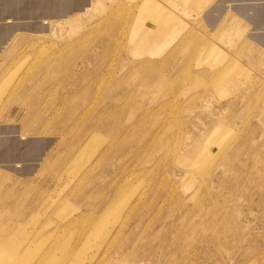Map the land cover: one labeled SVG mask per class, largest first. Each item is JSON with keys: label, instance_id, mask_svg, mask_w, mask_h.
<instances>
[{"label": "rangeland", "instance_id": "1", "mask_svg": "<svg viewBox=\"0 0 264 264\" xmlns=\"http://www.w3.org/2000/svg\"><path fill=\"white\" fill-rule=\"evenodd\" d=\"M63 3L0 52V264H264V46L208 68L219 37Z\"/></svg>", "mask_w": 264, "mask_h": 264}, {"label": "crops", "instance_id": "2", "mask_svg": "<svg viewBox=\"0 0 264 264\" xmlns=\"http://www.w3.org/2000/svg\"><path fill=\"white\" fill-rule=\"evenodd\" d=\"M60 2L69 8L63 12L66 16L57 19L82 13L80 11L85 6L90 4L92 7L97 0H0V45L14 27L16 30L12 35L21 30V21L53 20L51 14L46 15L45 8H55ZM135 5L141 8L140 18L137 19L141 33L147 31L149 37L163 38L164 41L173 35L184 38L189 34L194 35L195 29L210 39L215 36L217 41L219 37V42H227V45L213 43L214 46L208 48L203 59L208 68L214 67L222 57L231 59L246 49V44L242 43L246 32L253 44L264 46V0H135ZM23 11H29V15L22 16ZM201 40L204 42L203 37L199 39L200 43ZM6 42L0 47V52L4 50ZM237 65L243 66V62Z\"/></svg>", "mask_w": 264, "mask_h": 264}, {"label": "water", "instance_id": "3", "mask_svg": "<svg viewBox=\"0 0 264 264\" xmlns=\"http://www.w3.org/2000/svg\"><path fill=\"white\" fill-rule=\"evenodd\" d=\"M14 30H16V27H14V29H12L11 31L8 32V34L6 35L5 39L3 40L2 44L0 45V47L11 37V35L13 34Z\"/></svg>", "mask_w": 264, "mask_h": 264}, {"label": "bare ground", "instance_id": "4", "mask_svg": "<svg viewBox=\"0 0 264 264\" xmlns=\"http://www.w3.org/2000/svg\"><path fill=\"white\" fill-rule=\"evenodd\" d=\"M111 244V243H110ZM47 256V255H46Z\"/></svg>", "mask_w": 264, "mask_h": 264}]
</instances>
